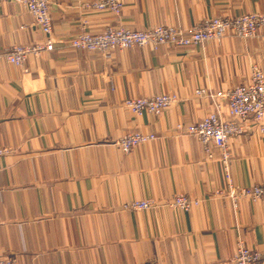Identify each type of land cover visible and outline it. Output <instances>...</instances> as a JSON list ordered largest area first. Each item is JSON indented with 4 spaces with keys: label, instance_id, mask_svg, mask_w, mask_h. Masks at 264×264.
<instances>
[{
    "label": "crops",
    "instance_id": "1",
    "mask_svg": "<svg viewBox=\"0 0 264 264\" xmlns=\"http://www.w3.org/2000/svg\"><path fill=\"white\" fill-rule=\"evenodd\" d=\"M55 48L23 67L6 54L44 42L33 15L0 0V254L17 264H235L238 242L264 253V201L234 208L217 191L264 183V131L247 123L227 167L187 127L214 110L217 92L264 71V27L201 46L135 47L110 56L70 46L84 0H49ZM264 14V0H125L120 16L89 12L87 28L187 27L205 18ZM176 93L161 114L133 115L126 98ZM222 117L230 118L222 103ZM154 134L123 153L126 133ZM185 194L189 211L169 205ZM153 199L146 210L130 201ZM261 264H264V260Z\"/></svg>",
    "mask_w": 264,
    "mask_h": 264
},
{
    "label": "built area",
    "instance_id": "2",
    "mask_svg": "<svg viewBox=\"0 0 264 264\" xmlns=\"http://www.w3.org/2000/svg\"><path fill=\"white\" fill-rule=\"evenodd\" d=\"M23 4L36 18L37 24L46 35L44 42L27 45H16L7 54L10 63L24 66L30 55L40 56L43 52L55 48L51 37L53 24L49 16L50 4L48 0H13ZM124 0H94L84 2L81 8L87 11H107L120 15ZM87 24V23H86ZM72 39L73 48L89 52L108 54L116 48L126 49L134 45H152L157 48L161 44L174 46L203 45L209 40L221 41L227 36L250 38L257 34L259 28L264 27V14L259 12L243 13L236 16H214L185 29L173 25H158L147 31H134L122 25L108 24L104 31L92 33L87 25ZM197 95L206 96L214 100L215 108L204 118L187 127V132L195 136L201 143L209 159H218L225 167L232 159L230 141L234 137L245 134L247 123L256 125L264 131V71L252 65L248 82L241 83L233 88L211 92L207 89H198ZM124 106L135 116L144 113L161 114L179 101L176 94H158L148 97L127 98ZM222 103L228 106L230 118L225 119L221 114ZM154 134L142 131L126 133L117 141L123 153L130 152L134 147L152 141ZM8 148H0V158L9 154ZM219 196L229 197L234 208H238L243 199L264 201V183L249 186H239L228 183L227 187L217 191ZM200 204V199L190 198L179 194L169 203L170 206L185 211L191 210ZM155 205L153 199L135 200L125 203L123 209L139 211L150 209ZM264 253L248 247L242 241L238 242L233 257L235 264H261ZM0 264H17L14 258L0 254Z\"/></svg>",
    "mask_w": 264,
    "mask_h": 264
},
{
    "label": "rangeland",
    "instance_id": "3",
    "mask_svg": "<svg viewBox=\"0 0 264 264\" xmlns=\"http://www.w3.org/2000/svg\"><path fill=\"white\" fill-rule=\"evenodd\" d=\"M49 1V0H48ZM92 1H94V0H84V1H81V3L79 4V6H78V9H79V11H80V14H81V18H80V22H82V24L84 23V24H86V23H88V21H87V18H86V15H87V13H89V12H96V11H87L88 9H86V10H84V9H82L81 8V5H82V3H84V2H92ZM15 2V1H14ZM17 3V2H16ZM18 4H20V3H18ZM49 4H50V9H49V16H50V18H51V22H52V24H53V21H52V17H51V3H50V1H49ZM20 5H22L26 10H28L23 4H20ZM124 6H125V0H124ZM124 6H123V8H124ZM123 8H122V10H123ZM29 11V10H28ZM30 12V11H29ZM98 12H107V11H98ZM32 15H33V13L32 12H30ZM108 13H110V12H108ZM121 13H122V11L120 12V15H121ZM115 15V14H114ZM120 15H116V16H120ZM33 17H34V23H35V25L37 26V27H39V29H40V31H41V33L44 35V36H46L44 33H43V31L41 30V28H40V26L37 24V22H36V18H35V16L33 15ZM202 21V20H201ZM200 22V21H199ZM198 23V22H197ZM196 24V23H195ZM116 25H121V24H119V23H117ZM162 25V24H161ZM192 25H194V24H192ZM192 25H189V26H187V27H179V26H175V27H177V28H181V29H185V28H188V27H190V26H192ZM122 26H124V25H122ZM158 25H156V26H154V27H150V28H147V29H144L143 31H147V30H152V29H154V28H156ZM167 26V25H166ZM174 26V25H173ZM107 27V25L104 27V29L103 30H101V32L102 31H104L105 30V28ZM124 27H126V26H124ZM127 28H129V27H127ZM88 29V28H87ZM131 30H134V31H141V30H135V29H132V28H130ZM89 30V29H88ZM53 31H54V27H53ZM90 31V30H89ZM92 33H98V32H100V31H98V32H93V31H91ZM78 34V33H77ZM77 34H75V36L77 35ZM52 35H53V32H52V34H51V37L50 38H52ZM74 36V37H75ZM73 37V38H74ZM72 38V39H73ZM45 40H46V37H45ZM72 41V40H71ZM34 43H38V42H34ZM206 43V42H205ZM27 44H32V43H27ZM27 44H17V45H27ZM164 45H167V46H174V45H171V44H161V45H159L157 48H155L154 46H152V45H147V46H139V45H134V46H132V47H129V48H126V49H120V48H116L115 50H113V51H111L110 53H108V54H103V53H100V52H98V53H100V54H103V55H106V56H110L111 54H113V53H115L116 51H125V50H127V49H131V48H135V47H149V48H151V49H153V50H155V49H158L160 46H164ZM14 46H16V45H14ZM13 46V47H14ZM70 46H71V42H70ZM193 46H201V45H193ZM12 47V48H13ZM72 47V46H71ZM175 47H183V46H175ZM187 47H189V46H187ZM12 48L10 49V51L12 50ZM9 51V52H10ZM8 52V53H9ZM48 52V51H47ZM7 53V54H8ZM43 53H46V52H43ZM42 53V54H43ZM7 54L5 55V56H7ZM41 54V55H42ZM40 55V56H41ZM31 56V55H30ZM29 56V57H30ZM33 56H36V55H33ZM39 56V57H40ZM29 57L27 58V60L29 59ZM36 57H38V56H36ZM7 59V58H6ZM26 60V61H27ZM26 61H25V63H26ZM16 65V64H15ZM25 65V64H24ZM19 66V65H18ZM20 67H23V66H20ZM162 94H176V93H162ZM177 95V94H176ZM178 96V95H177ZM133 98H135V97H133ZM179 98V97H178ZM127 99V98H126ZM124 102L125 101H123V105H124ZM133 150V149H132ZM131 150V151H132ZM130 151V152H131ZM127 153H129V152H127ZM187 196V195H186ZM154 203H155V201H154ZM155 206V205H154ZM153 206V207H154ZM15 259V258H14Z\"/></svg>",
    "mask_w": 264,
    "mask_h": 264
}]
</instances>
